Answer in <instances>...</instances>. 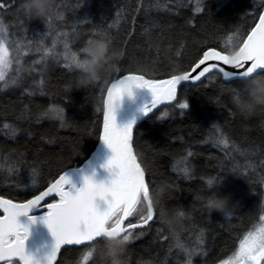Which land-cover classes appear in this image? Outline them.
Returning a JSON list of instances; mask_svg holds the SVG:
<instances>
[{"label":"trees","instance_id":"obj_1","mask_svg":"<svg viewBox=\"0 0 264 264\" xmlns=\"http://www.w3.org/2000/svg\"><path fill=\"white\" fill-rule=\"evenodd\" d=\"M19 4L16 0L0 10L11 51L21 48L7 87L0 84V196L15 202L38 195L90 158L100 141L106 90L115 78L142 74L161 80L187 71L209 48L225 50L229 36L233 42L246 37L264 11V0H56L57 14L43 24L17 11ZM46 29L52 35L37 50L29 40L39 39ZM96 33L111 38L122 56L121 70L78 89L80 73L70 57L76 53L83 58L81 49ZM53 41L56 48L48 52ZM65 49L68 60L54 55ZM230 85L238 82L225 83L219 73L186 85L177 103L185 99L188 110L176 103L136 129L134 150L149 188L166 181V207L185 215L175 231L162 226L158 215L147 228L133 230L124 264H222L244 235L262 223L264 110L242 115ZM53 106L66 109L64 123L49 118ZM221 137L227 146L218 143ZM208 179L213 180L211 189ZM33 181L38 187L27 190ZM213 193L231 197L234 211L227 219L205 207ZM89 247L63 250L56 264H83Z\"/></svg>","mask_w":264,"mask_h":264},{"label":"snow or ice","instance_id":"obj_2","mask_svg":"<svg viewBox=\"0 0 264 264\" xmlns=\"http://www.w3.org/2000/svg\"><path fill=\"white\" fill-rule=\"evenodd\" d=\"M22 3L24 0H20L17 11L20 10ZM15 4L16 0H0V10H6ZM57 11L58 9L54 7L51 15L42 17L43 24L50 23ZM89 22L79 21V23ZM51 35L52 32L46 29L44 35L39 39L31 37L29 43L34 42L37 50H40V47ZM101 35L103 33H96L95 39L87 41V45L81 49L83 58H80L76 53L71 55V64L75 68L81 67L87 47L99 40ZM233 41L234 37L229 36L225 50L209 48L203 52L201 58L189 70L173 74L167 79H148L142 74H126L115 78L106 90L101 136L102 142L114 154L106 165V169L113 173L114 179L105 184L85 178L84 187L77 189L74 193L66 187L71 181L65 171L46 190L25 202H13L11 199L0 197V210L3 212V215H0V262L13 264L15 258L21 264H56L58 254L64 246L89 244L90 247L83 254V264H87L89 250L103 247V236L123 234L125 239L132 240L134 239L133 230L147 227L156 218V215L150 209V201L147 202L149 205L147 214H140L137 211L140 207L142 194L145 199L147 197L150 181L146 179L145 169L138 162L133 149L135 121L124 127L118 126L116 122V111L125 96L123 86L126 82H132L136 88L150 90L153 99L150 106H145L142 109L144 116H148L158 105L177 101L182 82L195 83L214 71L221 73L225 81L238 82V86L230 85L232 100L243 97L246 95L244 87L246 78L250 80L264 79V14L259 16L258 23L252 27L246 37ZM16 43L12 42L13 45ZM55 48L56 43L53 41L51 48L47 51L51 52ZM14 51L16 55H12L10 52L7 30L0 22V84L4 87L8 85V74L12 70L13 63H19L21 48L16 46ZM230 52H234L235 55L230 56ZM54 55L63 56L65 60L69 59L66 49L55 52ZM208 61L217 63H206ZM202 65L203 67H201ZM223 66H230L237 71H228ZM197 69L200 70L197 72ZM11 82L15 83V78ZM40 82L43 84V79ZM128 96H132L130 91ZM176 107L180 110H188L189 104L184 99L182 102H178ZM213 127L216 125L214 124ZM218 143L227 146L228 140L221 137ZM187 155L191 157L193 153L189 151ZM188 171L187 167L183 168L185 174ZM212 185L213 180L208 179L209 189ZM155 186L153 184V188ZM52 195L58 197V200L42 205L41 202ZM98 199L106 207L101 209V206H97ZM197 199L202 198L197 197ZM205 207H207L206 202ZM33 210L44 211L43 223L46 224L55 239L52 250L42 257L26 249L29 229L19 223L20 217L28 216ZM134 215L138 216V220H129ZM181 215L184 216L185 213L181 211ZM30 219L32 223H36V218L30 217ZM259 220L264 222V215H261ZM125 221L128 223L125 224ZM160 233L161 230L157 229L158 236ZM163 239L166 240L168 237L163 236ZM177 246L182 247L179 244ZM189 255H192V250H189ZM262 262H264V225L255 231L247 232L240 240L238 248L223 264H262ZM188 264H191V261Z\"/></svg>","mask_w":264,"mask_h":264},{"label":"clouds","instance_id":"obj_3","mask_svg":"<svg viewBox=\"0 0 264 264\" xmlns=\"http://www.w3.org/2000/svg\"><path fill=\"white\" fill-rule=\"evenodd\" d=\"M56 0H24L20 5V10L30 20H41L52 14ZM234 56V52L229 53ZM121 53L112 47L111 38L103 34L99 40L94 41L86 49V56L78 68L80 76L78 78V89H84L104 78L106 75L118 73L121 70ZM41 84V82H39ZM44 83V82H43ZM42 85V84H41ZM125 95L133 89H137L132 82H126L123 86ZM246 95L240 98H233L236 109L245 116L253 115L258 109L264 110V79L250 80L246 78L244 85ZM119 108V106H118ZM49 118L60 123H64L68 118L66 109L62 106H53L48 111ZM222 183V182H221ZM220 183V184H221ZM219 184V185H220ZM218 185V186H219ZM170 185L164 181L157 184L154 188H149L146 199L141 196L140 207L137 209L140 214H147L150 209L158 215L159 222L169 231H175L179 227L182 219L181 211H169L166 207V198L169 194ZM101 202L97 200V206ZM208 211L220 213L225 219L230 217L234 211V204L231 197H220L213 193L206 201ZM103 247L89 250L88 261L95 260L96 264H124V256L127 252L131 240L124 238L123 234L103 236Z\"/></svg>","mask_w":264,"mask_h":264},{"label":"water","instance_id":"obj_4","mask_svg":"<svg viewBox=\"0 0 264 264\" xmlns=\"http://www.w3.org/2000/svg\"><path fill=\"white\" fill-rule=\"evenodd\" d=\"M264 14V11H263ZM206 63H217L216 61H208ZM203 67V65L201 66ZM228 71H237L235 68H231L230 66H223ZM200 69H197V72ZM219 72H212L205 75V77H202L200 81H197L195 83L190 82H182L180 89L186 85H198L202 81L208 79L209 77L215 75ZM221 76L222 74L219 73ZM195 75V73H193ZM223 78V76H222ZM224 80V78H223ZM225 83H231L229 81H225ZM178 97H179V91H178ZM177 97V101H178ZM152 94L150 90L148 89H133L132 96L125 95L123 97L122 103L120 107L116 111V122L118 126L124 127L128 125L129 123L135 121L134 124V133L136 129L149 117H151L154 113L157 111L174 106L177 101H173L170 104H161L158 105L157 108L153 109L151 113H149L148 116H144L142 109L145 108V106H150L152 102ZM103 131V125L100 135V141L93 152V154L90 156V158L79 168L71 169L67 171V175L71 183L67 185L66 187L70 190H72L74 193L77 189L84 187V181L85 178L93 179L96 183H110L112 179H114L113 173L106 169V165L108 161L112 158L114 155L111 150L102 142L101 136ZM133 149H134V135H133ZM135 152V150H134ZM139 162V161H138ZM75 186V187H73ZM46 190V189H45ZM44 191V190H43ZM41 193V192H40ZM39 193V194H40ZM38 194V195H39ZM2 197V196H0ZM35 197V196H34ZM32 197V198H34ZM4 199H8L5 197H2ZM31 198V199H32ZM53 199L58 200V197L55 195L49 196L45 198L44 201H42V205L49 203ZM15 202V201H13ZM25 202V201H24ZM101 209L106 207V205L103 204V202H99ZM46 211V209H44ZM0 214L3 215L2 210H0ZM44 211L42 210H33L29 213L28 216H22L19 218V223L22 226H25L29 229V238L26 241V249L36 254L40 257L45 255L46 253L50 252L55 244V239L52 236L50 230L46 226V224L43 223L42 217L44 216ZM30 217L36 218V223H32ZM152 222H150L151 224ZM125 224H127V221H125ZM149 224V225H150ZM148 225V226H149ZM147 226V227H148ZM145 227V228H147ZM145 228H139V229H145ZM137 230V229H135ZM94 243V242H93ZM89 246V244L84 245H66L61 249V252L67 248H85ZM60 252V253H61ZM59 253V254H60ZM58 254V256H59ZM58 258V257H57ZM13 261H18V259H15ZM5 262H0V264H4Z\"/></svg>","mask_w":264,"mask_h":264},{"label":"rangeland","instance_id":"obj_5","mask_svg":"<svg viewBox=\"0 0 264 264\" xmlns=\"http://www.w3.org/2000/svg\"><path fill=\"white\" fill-rule=\"evenodd\" d=\"M9 49H10V47H9ZM10 52L12 53V55H16V53H13L12 51H11V49H10ZM14 65H15V62L13 63V66H12V70H13V68H14ZM12 70L9 72V74H8V76L11 74V72H12ZM38 186H37V184L36 183H31L30 184V187H28V188H26L27 190H34V189H36ZM262 225H264V222H262L257 228H255V230L256 229H258L260 226H262ZM255 230H253V231H255ZM228 260V259H227ZM223 264V263H222Z\"/></svg>","mask_w":264,"mask_h":264},{"label":"flooded vegetation","instance_id":"obj_6","mask_svg":"<svg viewBox=\"0 0 264 264\" xmlns=\"http://www.w3.org/2000/svg\"><path fill=\"white\" fill-rule=\"evenodd\" d=\"M5 264V263H4Z\"/></svg>","mask_w":264,"mask_h":264}]
</instances>
